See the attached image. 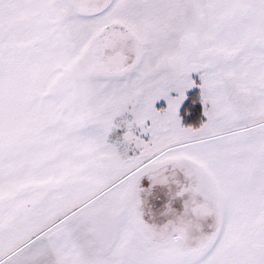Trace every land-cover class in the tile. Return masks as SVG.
<instances>
[{
	"label": "snow or ice",
	"instance_id": "snow-or-ice-1",
	"mask_svg": "<svg viewBox=\"0 0 264 264\" xmlns=\"http://www.w3.org/2000/svg\"><path fill=\"white\" fill-rule=\"evenodd\" d=\"M0 264H264V0H0Z\"/></svg>",
	"mask_w": 264,
	"mask_h": 264
}]
</instances>
